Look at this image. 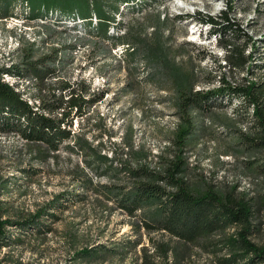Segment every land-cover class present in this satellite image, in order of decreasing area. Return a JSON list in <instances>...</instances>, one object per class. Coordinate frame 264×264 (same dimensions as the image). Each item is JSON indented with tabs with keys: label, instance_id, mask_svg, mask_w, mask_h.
<instances>
[{
	"label": "rangeland",
	"instance_id": "1",
	"mask_svg": "<svg viewBox=\"0 0 264 264\" xmlns=\"http://www.w3.org/2000/svg\"><path fill=\"white\" fill-rule=\"evenodd\" d=\"M19 7L13 16H0V68L17 63L26 49L33 51L35 59L59 49L56 74L46 80V88L41 90L29 79L20 89L32 103L40 95H60L63 82L89 88L97 97L104 93L83 119L74 120L72 129L78 141L112 161H99L92 150L74 140L63 143L54 157L40 161L34 158L35 147L19 135L0 133V221H12L4 225L7 234H0V264H220L219 257L228 253L218 250L221 244L194 245L162 231L138 229L140 217L116 209L103 191L127 183L124 165L139 162L138 153L147 152L145 162L156 167L173 146L179 122L174 90L165 62L156 58L166 56L172 63L193 69L198 75L196 90L218 87L221 78L235 83L250 76L246 69L226 64L225 58L227 45H245L246 37L232 32L223 38L210 37L209 26L197 18H177L198 11L216 16L225 3L133 0L121 6L110 22L114 38L102 37L80 20L52 13L31 17L28 9ZM158 16L165 22L157 24ZM230 16L255 43L262 41L264 0H235ZM160 44L162 51L157 49ZM64 95L69 97V92ZM198 120L201 137L187 150L190 184L210 183L221 191L235 188L252 197L264 194V150L253 152L239 143L242 133L253 136L257 130L252 110L237 98H226ZM130 146L136 151L131 152ZM26 167L38 173L29 175L33 171H24ZM87 179L93 190L83 188ZM67 192L71 196L65 199ZM75 194H86V198L79 200ZM58 199L65 207L48 206L55 217H41L43 230L24 228V222L34 221L38 211ZM237 229L230 227L212 239L235 235ZM251 239L264 245V208L255 219ZM86 249L89 254L83 253Z\"/></svg>",
	"mask_w": 264,
	"mask_h": 264
},
{
	"label": "trees",
	"instance_id": "2",
	"mask_svg": "<svg viewBox=\"0 0 264 264\" xmlns=\"http://www.w3.org/2000/svg\"><path fill=\"white\" fill-rule=\"evenodd\" d=\"M131 1L133 0H0V16H13L14 8L19 5L21 11L28 9L31 17L43 18L50 13L60 14L88 24L104 38H114L110 32V22L116 19V12L121 6ZM222 1L225 8L219 15L202 14L198 11L195 15H178L177 18H197L204 27L209 26L207 29L210 37L223 38L228 32L237 34L240 38L246 37L248 42L245 45H227L225 58L226 64L237 70L246 69L250 76L235 83L221 78V85L218 87L196 90L198 75L193 69L172 63L166 56L156 58L165 62L167 76L174 90L172 100L179 122L173 134V146L169 147V154L161 156L163 159L156 167L145 162L149 156L147 152L138 153L135 158L139 162L124 165L127 183L113 184L103 192L109 196L116 209L131 217H140L138 229L144 227L149 231H162L183 243L194 245L221 244L218 250L226 249L228 253L219 257L220 264H256L264 261V245L256 244L251 235L255 229V219L264 208V194L252 197L237 192L235 188L221 191L210 183L192 185L186 177L189 169L188 147L201 137L199 117L220 106L226 98L229 101L237 98L248 111L252 110L257 130L253 136L242 133V140L239 142L241 146L244 145L253 152L264 150V36L259 44L255 43L249 32L230 16L235 8V0ZM164 22V18L158 16L157 24ZM260 44L263 50L260 49ZM157 49L162 51L164 47L160 44ZM29 50L26 49L20 55L17 63L0 68V133L19 135L35 147L34 158L40 161L54 157L63 143L74 140L92 150L99 161L111 162L112 159L107 154L91 149L81 139L78 141L72 129L74 120L83 119L89 109L104 97V93L97 97V93L92 95L89 88L81 89L79 84L63 82L59 87L63 91L60 95H40L36 99L37 103L30 102L25 97V91L20 89L21 83L32 79L41 90L45 89L46 80L56 74L54 63L60 50L55 49L37 59L34 58L33 51ZM69 51L70 49L64 52ZM5 75L18 81L11 83L5 79ZM64 91L69 92V97L64 95ZM131 141L132 139L128 143ZM130 147L131 152L136 151L133 146ZM30 168L26 167L24 171ZM32 171H29V175L38 173L37 169ZM86 182L83 188L93 190L89 179ZM95 189L99 191V187ZM85 195L74 196L84 200ZM70 196L71 192H67L63 198L68 199ZM51 205L65 207L64 202L59 199L57 203L48 204L38 211L34 221L24 222V228L34 226L43 230L41 217H46L45 214L55 217L47 211ZM11 222L0 221V234H7L4 225ZM230 227L238 228L235 235H226L218 241L212 239ZM83 253L89 254L90 251L86 249Z\"/></svg>",
	"mask_w": 264,
	"mask_h": 264
},
{
	"label": "built area",
	"instance_id": "3",
	"mask_svg": "<svg viewBox=\"0 0 264 264\" xmlns=\"http://www.w3.org/2000/svg\"><path fill=\"white\" fill-rule=\"evenodd\" d=\"M6 76H8V75H5V77H6ZM9 77H10V76H9ZM10 78H12V77H10ZM5 79L8 80L7 78H5ZM12 79H14V78H12ZM8 81H9V80H8Z\"/></svg>",
	"mask_w": 264,
	"mask_h": 264
}]
</instances>
